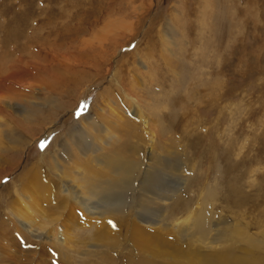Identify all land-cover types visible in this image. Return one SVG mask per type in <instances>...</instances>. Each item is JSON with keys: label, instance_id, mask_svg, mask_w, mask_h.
Instances as JSON below:
<instances>
[{"label": "rangeland", "instance_id": "1", "mask_svg": "<svg viewBox=\"0 0 264 264\" xmlns=\"http://www.w3.org/2000/svg\"><path fill=\"white\" fill-rule=\"evenodd\" d=\"M0 24L19 31L8 46L18 54L0 71L9 99L0 104V229L26 264H189L188 253L214 248L223 259L220 244L232 243L238 257L264 264L245 239L218 242L228 227L264 240V0H0ZM54 157L70 179L50 167ZM76 162L94 168L100 179L86 195L111 212L88 233L108 225L111 242L97 234L69 250L57 241L65 226L48 229L44 217L29 229L9 208L35 164L51 195L41 205L55 210L58 189L76 192L89 179L80 169L77 180ZM195 214L207 236L183 223ZM138 219L166 240L163 260H144L132 239Z\"/></svg>", "mask_w": 264, "mask_h": 264}, {"label": "bare ground", "instance_id": "2", "mask_svg": "<svg viewBox=\"0 0 264 264\" xmlns=\"http://www.w3.org/2000/svg\"><path fill=\"white\" fill-rule=\"evenodd\" d=\"M7 28L9 29L7 30ZM5 30L7 31V33H9V35H4L5 33L4 34L2 33V31L4 32ZM0 32L3 34V36H0L1 37L0 39L1 48H2V50L0 51V71L1 72L4 71L6 73L7 71L6 67L8 63L11 62V59H14L15 56L18 54L17 46L13 48L12 51L8 50V46H10L11 44H14L15 41H18L19 31H18V27L10 28L6 26L4 27L2 26V24H0ZM0 85L3 86V84H0ZM7 99L8 98L5 95L0 94V104L5 103ZM115 112L117 113V118L120 120L119 122L122 124H126L127 119L123 116V113L116 109H115ZM82 123H83L82 127H85L84 132L87 133V136H90L88 134V131L92 130V126L94 124L88 118L83 119ZM109 123L113 125L116 124L114 123L113 119L110 120ZM109 128H113V127L110 126ZM93 131L96 132V129H93ZM83 146H84L83 144L78 145V147H76L77 151L78 149H80V147H83ZM59 159L60 158L58 157L51 158L50 167L53 169V171L60 170L58 171L59 172L58 175L62 178L64 182V180H68L70 178H67L68 176L66 172L67 169L61 166L62 164H60ZM5 161H6L7 169H9V171L12 170L11 172H13L14 171L13 169L16 167L17 164L9 163V159H5ZM109 163L111 164L110 161ZM74 164H75V161H74ZM76 166H78L77 168L79 169V172H76L77 180L81 178L80 169L85 170V173L88 174L87 177L90 180L89 179L84 180V181L79 180L80 184L76 192L72 191L71 187L67 188L64 186V188L61 187V190L58 189V198H57L58 202H57V205L55 206L56 207L55 210L43 208L41 205V204H46V205L51 204V195H50L49 186L43 183L44 180H41V172L39 170L40 167L35 164L21 175L19 180H22L21 184L23 186L21 190L19 189L16 190L15 192L17 196L16 201H13V199H11V203H15V202L16 203L11 208H9L13 210L9 213V215L10 216L13 215V216L18 217L20 220H24V222H21V226H25L26 225L25 223H27V225L29 226V229L37 228L36 222L39 221V219H42L44 217H50V220H48L45 225V227H47L48 229L55 222L60 227L65 226L66 230H62V231L66 236L64 235V238H63V235L59 234L58 238L60 240H57V241H58V244L63 245L65 248L69 250L77 249V247L85 246L86 244L88 243L90 244L91 242L95 243L97 234L103 237V241L111 242V238L109 239L110 228L108 225H106L105 229L103 230L92 229L93 236L88 233V228L91 229V227H97L101 225L106 220V218L110 217V214H111V212L109 211L102 210L104 208L103 205H101L102 203L99 204L96 201L94 202V200L92 201L90 197H87L88 195H86V190L90 191V189L87 188V186L95 188V184L99 181L100 177L95 172H92L94 168L93 170L90 169L92 170L90 171L89 169H87L89 166L86 167L84 164H81L78 162H76ZM125 166L128 167L127 175L131 177L132 165L126 164ZM1 170L3 169L0 166V171ZM101 174L102 176H104L103 173ZM81 182H84L85 186H83ZM119 182L120 181L117 180V183ZM109 185L107 184L103 186V189H105L106 190L105 192L107 193L109 192V188H110ZM45 193H48L49 195L47 196ZM88 203L90 204L87 205ZM241 204L243 205V203ZM69 208H71V211L66 216H64V212L67 211ZM78 209L82 211V212L80 211V213H83L85 217L90 218V220L88 219V221L87 220L82 221L85 224L84 226L79 224V221L81 218H80V215H78L77 213ZM65 217H66V220H65L66 224L61 222V220ZM189 221L193 222L192 228H194V226L196 227L198 226V229L200 233L202 234L201 236H207V234L204 235L205 232L202 231L204 229L203 219L202 217H200V215H197V214H195L194 216L188 215V217H186L183 220V223H186ZM142 224H143L142 221L138 219V222L136 223L132 231V234H133L132 239L135 240V242L138 244L141 254L144 257V260H146L148 263H154L155 260L159 258V254H160L159 260H163L161 259V257H162V253L166 255V252H165V248L167 246V243L165 242L166 240H164L163 238H160V236L157 234L149 232L145 227H143ZM235 227H239L238 224H235ZM47 228L42 229V230H46ZM0 231H1L0 264H26L27 260L19 257V253L22 252V249L20 248L19 243L15 241V238L12 236V234L8 235L7 229L5 231L3 227H1ZM51 233H53L52 235L54 236L53 229H51L48 232V234H51ZM83 234L89 235V239L84 240L86 237H82ZM246 234L248 233L241 228L239 229L236 228V232L233 233L231 230V227H228L222 231V234L220 235V239L218 242H222L224 240V237L228 238L229 240H235L239 238L242 240L245 239L247 240V243L253 244L250 246V249H249L250 253L254 254L256 250H259L264 255V240L255 241L249 238ZM258 236L264 239V232L260 233V235ZM228 239H227V242L229 241ZM3 242H6V244L4 245ZM44 242L47 243L48 241L45 240ZM157 242H160L161 244L159 245ZM163 243H165L164 246H162ZM233 244H236V243H232L231 245L220 244V248L224 253L223 259L221 258V256L219 255V253L217 252L215 248L210 249L208 254L205 255L204 257L201 256L199 258H195L193 257L194 255H192V253H188L184 257V259L188 260L189 264H252L253 262H255L252 260L251 261H248L247 259L245 260L243 259L244 257H238L240 255H238V251L235 250V247L232 246ZM48 259H49V256H42L41 261H38V262L30 261L29 263L30 264H51ZM172 260L175 262L178 261L176 259H172ZM172 260L169 259V261H172Z\"/></svg>", "mask_w": 264, "mask_h": 264}, {"label": "snow or ice", "instance_id": "3", "mask_svg": "<svg viewBox=\"0 0 264 264\" xmlns=\"http://www.w3.org/2000/svg\"><path fill=\"white\" fill-rule=\"evenodd\" d=\"M41 147L43 148V147H44V145L42 144V145H41Z\"/></svg>", "mask_w": 264, "mask_h": 264}]
</instances>
